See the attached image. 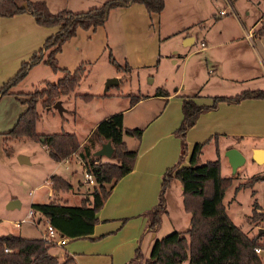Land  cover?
<instances>
[{
  "label": "crops",
  "instance_id": "1",
  "mask_svg": "<svg viewBox=\"0 0 264 264\" xmlns=\"http://www.w3.org/2000/svg\"><path fill=\"white\" fill-rule=\"evenodd\" d=\"M30 1L45 2L51 12L62 9L82 12L100 6L106 0ZM215 1L190 0L193 4L199 2L200 9L192 13L193 18L189 19L188 12H183V8H178L182 6L184 0H175L176 10L170 15L166 24H163L161 17L163 12L158 16H150L139 4L117 8L110 12L103 26L95 30H78L74 37L63 44L57 55V62L61 69L67 71L74 66L77 68L82 64L85 66L87 64L84 62L85 57L91 55L93 59L102 50L109 51L108 62L109 55H111L116 63L119 64V61L123 62V65L126 63L130 72L147 70L151 73L153 69L158 70L163 57H169L173 63L182 64L183 67L184 65L186 67L187 62L192 58L197 63L201 58L203 69H208V67L209 69L207 70L208 75L202 78L199 65L197 69L192 68L190 89L193 92L190 93L195 94H184L187 86L183 85L181 91L167 92L168 96L155 95L156 93L145 95L147 98L139 99L132 106L126 103L111 113L96 115L83 139H80L77 131L73 130L80 143L83 144L101 119L120 111L123 112L125 127L143 128L139 139L133 137V147L130 148L137 150L133 168L113 185L110 194L96 213L99 221L93 226L90 237L67 239L64 244H54L49 251L58 259H62L63 253L66 252L74 257L76 264H122L133 256L134 249L139 242L143 262L149 256L155 239L173 230H183L176 227L177 225L169 218L171 193L173 189H178L181 193L178 179H173L166 191V205L161 212L160 226L154 232L145 230L146 212L157 203L162 173L177 161L181 150L180 138L174 130L182 118V98L194 97L197 103L209 104L211 97L224 96L221 93L238 94L244 90H264V33L262 30L264 12H261L262 15L259 17L257 14L258 18L252 22H247L244 15H248L249 10L241 13L238 0H222L225 7L217 11L213 8ZM227 1L232 20L235 19V26L218 27L214 30L205 29L199 47L188 50L193 46L196 38L194 34L189 35L190 31L197 27L193 25L200 23L203 19H210V16L215 18L226 16L220 15L219 11L226 9ZM164 2L166 6V0ZM260 3L261 0L256 2V4ZM157 19L165 33L162 38L152 32L153 22ZM57 31L58 27L38 26L28 13L0 18V76L2 79H10L13 71L20 67L21 63L28 61L32 54L41 48L44 40ZM250 34L253 36L249 37ZM166 40H174V46L168 53L161 50ZM111 75L119 78L115 73ZM154 80L153 78L152 81ZM200 93L211 94L201 95ZM144 101H152V104L136 111V107ZM185 140L187 154L181 165H188L192 147L196 142H205L201 148L199 162L203 163L208 159H213L212 156L216 154L217 146L222 175L220 155L224 154L227 149L236 148L244 157L247 153L252 156L255 148L264 149V99L245 98L237 103L219 102L216 108L199 114L194 125L187 130ZM210 144L213 147V153L203 155L204 149ZM42 146L46 149L44 144ZM76 155L81 156L80 150L70 155L68 161L52 159L56 162V167L61 162L65 163L66 170H63L61 174L52 169L47 175L48 180L53 174L60 175L73 185L69 191H54L62 193L61 202L69 205H78L83 197L81 195L83 186L75 183L77 180L82 181L83 177V166L75 161ZM101 157H103L102 160L108 159L105 156ZM72 158L73 162L81 168L79 177L75 174L77 168L70 166ZM52 191V187H49L47 196H51ZM8 199L9 197L5 200ZM180 201L178 214L184 224H188L190 214L183 209L182 195ZM18 206H21V203ZM28 211L26 217H28ZM39 218L37 222L44 219ZM44 229L41 230L40 236H43ZM9 233L11 232L5 234ZM55 246L63 247V249L54 253L52 248ZM65 246H67L66 250ZM142 262L137 264H143Z\"/></svg>",
  "mask_w": 264,
  "mask_h": 264
},
{
  "label": "trees",
  "instance_id": "2",
  "mask_svg": "<svg viewBox=\"0 0 264 264\" xmlns=\"http://www.w3.org/2000/svg\"><path fill=\"white\" fill-rule=\"evenodd\" d=\"M134 4L142 5L150 16L160 15L165 7L164 0H106L100 6L82 12L67 9L51 12L43 1L0 0V18L28 13L38 26L58 27V31L47 37L41 48L34 52L28 61L21 63L17 72L3 83L0 87V98L10 94L11 88L40 63L49 66L53 73L64 72V76L56 83L43 81L42 89L25 94L22 101L26 105L25 109L18 115L12 127L4 133L6 141L21 138L40 140L49 146V156L56 161L80 150L87 170L95 179L91 197H82L78 205L56 200L30 205L59 235L67 239L90 237L93 226L99 221L96 213L110 194L113 185L130 172L134 165L137 150L127 147L123 135L139 139L143 128L125 127L123 112H115L101 119L87 140L81 144L74 132L39 134L36 131L39 118L36 107L38 103L49 107L59 96L67 95L84 76L83 64L73 72L58 66L57 55L63 44L74 37L78 30H95L103 26L112 10ZM109 62L118 69L123 67L130 71L126 63L119 65L111 55ZM155 95L168 96V93L159 89ZM79 97L90 100L93 96ZM141 98L147 97L131 96L129 105H134ZM245 98L264 99V90H244L233 96H213L209 104L197 103L189 97L182 98V118L174 130L180 138L181 150L177 161L162 173L157 203L146 212L145 230L154 232L160 226L161 212L166 205L165 194L173 179L180 182L183 209L190 214L189 227L185 231L173 230L155 239L149 256L143 262L138 242L133 256L123 264H263L260 255L255 252V247L264 249V243L258 242L261 234L247 235L226 213L222 199L232 180L230 176H222L220 173L218 147L216 146L215 158L200 163L199 155L205 142H196L192 147L188 165H181L187 154L186 132L194 125L199 114L216 108L219 102L237 103ZM106 141L110 142L112 153L108 159L102 160L101 156L95 155L94 152L98 149L95 147H100ZM50 180L52 189H70V182L60 175L53 174ZM257 208L258 204L255 202L252 215ZM51 246L43 236L0 234V264H76L74 257L67 253L62 259H58L49 251Z\"/></svg>",
  "mask_w": 264,
  "mask_h": 264
},
{
  "label": "rangeland",
  "instance_id": "3",
  "mask_svg": "<svg viewBox=\"0 0 264 264\" xmlns=\"http://www.w3.org/2000/svg\"><path fill=\"white\" fill-rule=\"evenodd\" d=\"M257 1L238 0L241 13L249 10V14L244 15L247 22H252L264 12V0H261L260 4H256ZM176 3L175 0H166L165 10L162 11L163 14L161 15L163 24H166L170 15L176 10ZM227 3L229 2L227 1ZM213 4L214 11L225 7L222 0H216ZM178 8H183V12H188L189 19L193 18L192 13L200 9L199 2L193 4L190 0H184L182 6H178ZM257 14L258 17H256ZM232 19V14L221 18L210 16V19H203L200 23L193 25L197 27L192 29L189 35L194 34L196 38L193 46L188 50L199 47V42L202 40V33L205 29L211 28L214 30V28L218 27L228 28L235 26V19ZM158 21L157 19L153 22L154 29L152 32L162 38L165 33H163ZM216 21L218 23H215ZM173 46L174 40H166L161 50L164 53H168ZM108 52V50L106 52L102 50L93 59L91 55L85 57L84 62H87V64L84 66V76L67 95L59 96L56 99V101L60 102L61 109L57 106L55 107L54 103L49 107H44L40 103L37 104L36 109L39 113V118L36 122V131L39 134L44 135L61 131L73 132V130H76L79 138L83 139L96 115H105L123 107V105L129 103L131 96L153 95L159 89L167 92L181 91L183 85L187 86V91L184 94H195L190 93L193 92L190 89V85H192V68L197 69L199 65L201 77L205 78L208 75L207 70L209 67L208 69H203L201 58L199 59V64L192 58L187 62L186 67L185 65L183 67L182 64L176 65L173 63L169 60V57H163L158 70L153 69L151 73L147 70L130 72L123 67L118 69L112 66L108 62ZM164 53L162 54L165 56ZM119 65L123 66V62L119 61ZM18 68L13 71L11 77L17 72ZM76 68L77 66H74L69 71L73 72L72 70ZM112 73L117 74L119 78L117 79L111 75ZM63 76V71L53 73L49 66L40 63L33 67L23 80L11 88L10 94L0 98V234L11 232L27 237L40 236L41 230L46 227L47 222L45 219L37 222L40 215L31 208L30 203L34 201L42 203L49 200L62 201V193L55 192L69 191L73 186L70 183V189H52V195L47 196L49 187H52L51 180L47 179L48 173L53 169L55 172L62 174V171L66 170V164L61 162L56 167V162L52 161L49 152L42 146L43 143L40 140L21 138L6 141L4 133L12 127L18 115L25 109L26 105L22 101L26 93L42 89L43 85H41V82L43 81L56 83ZM111 78H116L118 83H113L106 88L107 81ZM153 78L155 79L154 81H152ZM7 80L2 79L0 76V87ZM200 94L209 95L211 93ZM221 94L230 96L237 93ZM80 95H91L93 97L90 100H84L79 97ZM192 98L194 100V97ZM151 104L152 101H144L135 110L139 111L142 107H147ZM123 138L128 147L132 148L134 138L126 134L123 135ZM95 148H99V145ZM211 153H213V147L210 144L204 149L203 155ZM18 155L26 156L30 162H19ZM215 156L216 154H213L212 157L215 158ZM220 158L222 175L230 176L232 180L231 184L225 189L222 199L226 213L233 223L247 235H259V230L261 228L264 229V161L256 162L247 153L244 161L233 169L225 153L221 154ZM70 161H72L70 166L77 168L75 174L79 177L81 168L73 162V158ZM75 183L83 186L84 189H82L81 193L83 197H91L90 192L93 186H86L79 180ZM179 192L178 189H173L171 193L169 218L177 225L176 227L185 231L186 227H189V223L184 224L183 219L178 214L180 210L178 208L181 206V193ZM8 197L9 199L6 201L5 199ZM11 200H17L19 204L21 203V206L9 208L7 205ZM255 202L258 204V208L252 215L251 212ZM29 208L33 210V215L26 217ZM23 218L25 220L21 221ZM169 233L167 232L164 236ZM258 242L264 243V232L259 236ZM64 248L66 250L67 246ZM61 249L63 247L55 246L52 251L58 253ZM140 250L142 252L141 247ZM259 255L264 264V249Z\"/></svg>",
  "mask_w": 264,
  "mask_h": 264
},
{
  "label": "water",
  "instance_id": "4",
  "mask_svg": "<svg viewBox=\"0 0 264 264\" xmlns=\"http://www.w3.org/2000/svg\"><path fill=\"white\" fill-rule=\"evenodd\" d=\"M23 6L25 7L26 5L23 4ZM117 84L118 81L116 78H111L107 81V84H106V88H108L110 85L112 84ZM54 106L56 107H60V102L59 101H56L54 103ZM95 155H99V156H105L107 158H109L111 156V153H112V147L110 145V142L109 141H106L104 143H102L100 145V147L94 152ZM225 155L227 156L228 158V161L230 162V164L232 165L233 169H235L240 163H242L245 159V157L243 156V154L238 151L236 148H229L225 151ZM252 157L253 159L256 161V162H262L264 161V149L262 148H255L252 152ZM18 160L19 162H28V158L24 155H19L18 156ZM19 205V202L17 200H11L9 203H8V207L9 208H13L14 206H18ZM264 229H260L259 230V234H261L263 232Z\"/></svg>",
  "mask_w": 264,
  "mask_h": 264
},
{
  "label": "built area",
  "instance_id": "5",
  "mask_svg": "<svg viewBox=\"0 0 264 264\" xmlns=\"http://www.w3.org/2000/svg\"><path fill=\"white\" fill-rule=\"evenodd\" d=\"M228 4V6L226 7V9H223V10H221V11H219V14L220 15H227V14H230L231 13V11H229V3H227ZM262 30H263V33H264V27L262 28ZM253 34H255V33H253ZM253 34H252V36H253ZM251 36V34L249 35V37H252ZM201 45H203V44H201ZM45 147H46V149H49V146H46L45 145ZM74 154V153H73ZM73 154H71V155H73ZM68 159H69V157H66V158H64V160L65 161H68ZM75 161L77 162V163H79L80 165H82L83 166V177H82V182L87 186H93L94 184H95V179H94V177H93V175H92V173L91 172H89L88 170H87V168H86V161H85V159H83L81 156H78V155H76L75 156ZM33 215V210L32 209H30L29 211H28V217H31ZM25 219L23 218L21 221H24ZM43 237L45 238V240L48 242V243H50V244H52V245H54V244H57V245H61V244H64L66 241H67V238H65V237H63V236H61V235H59L55 230H54V228L50 225V224H48L47 223V225H46V227H45V232H44V234H43ZM5 250H9L8 248H5ZM260 248L259 247H255V252L256 253H258L259 254V252H260Z\"/></svg>",
  "mask_w": 264,
  "mask_h": 264
}]
</instances>
